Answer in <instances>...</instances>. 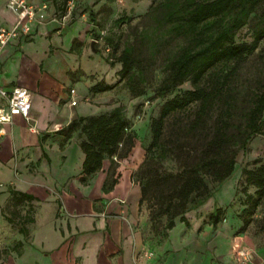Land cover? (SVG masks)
<instances>
[{
    "label": "crops",
    "instance_id": "crops-1",
    "mask_svg": "<svg viewBox=\"0 0 264 264\" xmlns=\"http://www.w3.org/2000/svg\"><path fill=\"white\" fill-rule=\"evenodd\" d=\"M44 1L30 0L37 7ZM5 3L0 0V27L17 18ZM54 12L50 5L43 18L38 12L29 34L0 50V90L23 86L31 95L29 119L15 115L0 133V264H203L202 237L159 240L144 233L147 214L130 173L120 172L106 192L104 165L81 181L78 131L65 130L80 116L99 114L106 92L92 94L82 75L65 74L73 65L86 73L87 61L84 47L75 46L77 23L63 28ZM89 92L93 104L82 100Z\"/></svg>",
    "mask_w": 264,
    "mask_h": 264
},
{
    "label": "trees",
    "instance_id": "trees-1",
    "mask_svg": "<svg viewBox=\"0 0 264 264\" xmlns=\"http://www.w3.org/2000/svg\"><path fill=\"white\" fill-rule=\"evenodd\" d=\"M262 2L264 0H164L152 4L144 16L153 22L139 31V44L128 42L118 53L117 46L113 47L114 55L108 65L120 64L117 81L100 80L89 88L92 94L103 93L124 82L130 95L138 97L144 94L147 76L157 69L161 73L155 89L158 95L164 96L183 83H190V89L166 99L158 115L150 119L151 140L137 171L139 203L146 204L153 229L164 218V236L177 222L188 226L186 213L212 197L213 191L204 177H210L217 184L224 182L234 170L237 151H246L254 136H264V81L261 90L253 94L241 121L234 123V100L225 94L226 82L236 68L223 74L215 71L218 66L235 64L247 57L264 38L263 14L251 43H238L234 39L235 32L247 23ZM172 38L183 39L184 44L171 51L164 63L152 64L158 45ZM147 42L150 44L146 45ZM193 107L186 123L179 126L177 132L167 135L168 120ZM65 131L68 134L78 131L79 146L84 154L81 181L91 180L108 159L110 164L102 189L110 190L118 179V176L112 177L110 169L116 161L126 158L134 145L125 106L119 104L99 114L80 116L72 120ZM186 139L194 142L185 143ZM166 160L177 163L175 171L161 168V162ZM241 175L254 187L253 193H244V208L239 213L243 226H247L264 200V163L243 169ZM223 212L220 206H214L207 223L215 226L223 219Z\"/></svg>",
    "mask_w": 264,
    "mask_h": 264
},
{
    "label": "rangeland",
    "instance_id": "rangeland-1",
    "mask_svg": "<svg viewBox=\"0 0 264 264\" xmlns=\"http://www.w3.org/2000/svg\"><path fill=\"white\" fill-rule=\"evenodd\" d=\"M162 1L164 0H75L74 7L69 13L66 11L64 0L44 1L47 7L53 6L55 12L52 18L57 19L61 27H71L74 23L78 25L75 46H79L82 50L84 47V58L87 61L86 73L77 70L73 65L66 68L65 74L74 76L79 73V76L84 77L82 80L88 89L100 80L106 83L116 82L120 64H115L112 67L108 65L109 59L114 55L113 47L117 46L116 53H118L128 42L139 44V31L153 22L150 17L144 15L152 4ZM263 14L264 2L255 13L251 14L247 23L235 32V41L251 43L255 31L261 26ZM93 40L95 41L93 44L95 51L91 48ZM149 44V42L146 43V45ZM182 44L184 41L180 38L162 42L158 45L157 56L152 64L158 66L164 63L171 51H175ZM144 54H147L145 49ZM68 56L66 55V57ZM75 59L77 58L75 57ZM218 67L215 69L217 74H223L232 67L236 68L226 82L228 91L225 96L234 100L235 115L233 119L234 123H239L241 116L251 104L253 94L262 88L264 38L258 42L254 51L241 61ZM147 78L148 83L144 85L143 95L132 97L124 82H121L111 91L104 93L100 102L97 103L98 113L105 112L119 104L125 106L134 145L126 158L116 161L110 169V174H113L114 178L119 177L120 172L130 173L131 180L138 185L137 171L145 157L144 149L151 140L150 119L158 115L160 107L166 99L191 88L190 83L185 82L171 93L161 96L155 90L161 78L160 70L157 69L153 74L151 72ZM82 100L85 103L93 104L90 92ZM194 109L195 107L190 108L168 120L165 130L167 135L177 132L178 127L184 125L187 119L192 116ZM184 141H186L185 143L194 142L190 139ZM262 163H264V136L256 135L248 143L246 151H237L235 167L229 178L217 184L210 177H204L208 187L213 191V195L202 206L186 213L187 227L184 224L183 226H179L180 223L175 224L164 236L162 234L164 218L153 229L148 218L146 204L143 203L141 208L147 214L144 233L159 240H165L172 235H180L183 239L190 237L188 239L190 242L202 237L205 240V245L198 249V252H200L203 264H264V200L257 206L247 226H243L239 219V213L244 208V193H253L254 191V187L246 183L241 172L245 168L252 169ZM109 164L108 159L104 160L103 165L106 170L109 169ZM160 165L165 171H175L177 163L173 160H166ZM214 206H220L224 210L223 219L215 226H211L207 223V217ZM144 253L145 257H151L154 255V249L145 250Z\"/></svg>",
    "mask_w": 264,
    "mask_h": 264
},
{
    "label": "built area",
    "instance_id": "built-area-1",
    "mask_svg": "<svg viewBox=\"0 0 264 264\" xmlns=\"http://www.w3.org/2000/svg\"><path fill=\"white\" fill-rule=\"evenodd\" d=\"M75 0H66L65 7L69 13L74 7ZM6 7L16 15V21L9 27H0V50L12 39L27 35L30 32V23L44 17L47 9L46 3L35 6L30 0H6ZM42 11V12H41ZM70 94H74V89H70ZM0 97L4 103L0 105V133H3L4 124L11 123L15 115L22 114L28 120L27 112L30 105L31 95L27 88L15 86L9 91L0 90ZM71 105L76 101L72 100ZM56 129L58 127L56 126Z\"/></svg>",
    "mask_w": 264,
    "mask_h": 264
},
{
    "label": "water",
    "instance_id": "water-1",
    "mask_svg": "<svg viewBox=\"0 0 264 264\" xmlns=\"http://www.w3.org/2000/svg\"><path fill=\"white\" fill-rule=\"evenodd\" d=\"M94 42H95L94 40L91 42V48L93 51H95V48L93 47Z\"/></svg>",
    "mask_w": 264,
    "mask_h": 264
}]
</instances>
